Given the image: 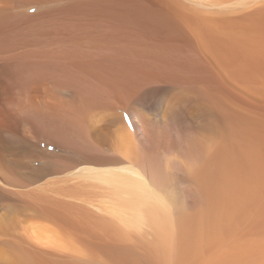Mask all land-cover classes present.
<instances>
[{
	"label": "bare ground",
	"instance_id": "6f19581e",
	"mask_svg": "<svg viewBox=\"0 0 264 264\" xmlns=\"http://www.w3.org/2000/svg\"><path fill=\"white\" fill-rule=\"evenodd\" d=\"M0 264H264V0H0Z\"/></svg>",
	"mask_w": 264,
	"mask_h": 264
},
{
	"label": "snow or ice",
	"instance_id": "6c2138e0",
	"mask_svg": "<svg viewBox=\"0 0 264 264\" xmlns=\"http://www.w3.org/2000/svg\"><path fill=\"white\" fill-rule=\"evenodd\" d=\"M125 118H127V117H125Z\"/></svg>",
	"mask_w": 264,
	"mask_h": 264
}]
</instances>
